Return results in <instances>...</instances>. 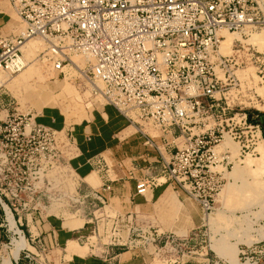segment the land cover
Listing matches in <instances>:
<instances>
[{
    "label": "built area",
    "instance_id": "built-area-1",
    "mask_svg": "<svg viewBox=\"0 0 264 264\" xmlns=\"http://www.w3.org/2000/svg\"><path fill=\"white\" fill-rule=\"evenodd\" d=\"M7 8L16 15L15 22ZM0 14L6 17L0 24L1 71L11 76L37 62L49 77L77 81L80 89L89 92L92 105H112L138 128L154 156V174L136 181L133 196L149 192L153 176L161 173L167 185L208 214L234 159L230 147L218 149L224 135L237 144L236 157L259 154L256 148L264 142L260 116L264 115L229 109L225 94L240 88L236 71L248 60L260 61V56L244 52L239 40H234L233 53L221 51L224 33L241 36L256 28L258 0H0ZM36 39L41 40V48L32 57L26 55L27 43ZM2 112L0 202L25 238L15 214L26 208L42 217L39 192L25 175V161L40 155L34 144L38 139L60 140L67 146L64 156L69 167L73 155L69 145L75 144L69 128L58 131L37 123L32 115L10 112L0 99ZM103 162L99 158L95 166L107 175L109 167ZM109 181L90 187L84 196L91 195L105 206L109 200L104 193L112 189ZM99 217L104 242L96 245L95 228L77 238L93 254L113 260L121 247L135 248L140 242L141 250L158 254L154 243L161 242L163 233L150 228L124 230L132 224V211ZM3 225L11 237L0 248H9L19 234L10 229L6 210ZM39 241L32 242L34 250L24 246L19 253L27 264H53L47 253L58 243ZM246 248L263 254L257 246ZM241 253L246 260L252 258L244 250Z\"/></svg>",
    "mask_w": 264,
    "mask_h": 264
},
{
    "label": "rangeland",
    "instance_id": "rangeland-1",
    "mask_svg": "<svg viewBox=\"0 0 264 264\" xmlns=\"http://www.w3.org/2000/svg\"><path fill=\"white\" fill-rule=\"evenodd\" d=\"M260 1L264 3V0ZM259 8V23H257L256 28L250 31L247 30L246 35H241V39L239 40L245 48L244 52L260 56V61L254 62V59L248 60L246 65H242L243 69L236 71L241 80L240 88H237L236 91H228L225 97L229 103V109L231 107L236 109L242 108L247 112H258L264 115V44L257 47L249 40L252 34H260L264 43V7H261L259 4ZM6 10L11 15L12 22H15L17 17L14 12L8 8ZM35 41L42 45L41 40L36 39ZM32 67L35 70H32L30 67H24L11 76L0 70V84L2 83L0 87V99L3 100L4 107H8L10 112L28 114V116L32 115L37 123H40L38 117H41L42 109L53 107L52 109L57 111L63 120H71L69 125L63 127L64 129L78 122L76 119H81L85 116L91 105L88 91L80 89L77 86V81L49 77L50 75L46 74L37 62H34ZM37 68L44 79H40L37 75ZM242 71L247 72V76L244 78L239 74ZM45 90L48 91L47 97L43 98ZM61 95L71 98L63 100ZM222 99L224 102L223 97ZM4 114L5 112H2L0 117L4 116ZM72 120L76 121L72 122ZM50 127L58 131L61 129V127L59 129L54 126ZM150 132L157 134L153 131ZM58 137L63 142H66L61 136ZM232 144L238 149L236 143L232 142ZM34 146L40 149V155L33 156L30 160L25 161V167L28 168L25 175H28V179L39 192L42 216L50 215L57 217L59 221L73 224L74 227L84 224L83 235L90 234V230L95 228V234H93L95 239L93 238V240H95L96 245L104 242V227L99 216L106 212L109 214L115 212L123 213L120 210L119 204L116 200L115 202L112 200L106 202L104 206L91 195L84 196L89 193L90 187L86 186L85 182L75 176L72 169H70L67 164V157L64 156L67 146H64L60 140L54 143L38 139ZM69 147L73 154L75 146L72 144ZM256 150L259 154L245 155L239 158L236 157V150L233 155L234 161L232 167L228 168L224 175L223 186L216 196L214 208L210 213L205 214L196 201L188 199L186 195L176 192L175 189L169 186L177 200H174L169 206L156 208L154 205L156 197L148 201L146 205L138 206L131 210L128 209V211L133 212V220L132 224H128L124 230L128 227L130 228V232L133 228L139 230L140 228H150L158 230L163 233L162 235H165L161 242L154 243L157 244L156 248H159L158 254L151 255V257H154L153 263L155 264H165L167 260H175L181 253L191 255L192 251L197 249L196 244L191 240L193 233L197 229H200L203 233L200 245L210 244L211 246L214 240L216 245L220 246L219 248H226L234 242L237 248L236 257L240 262L248 261L252 264H264V144L259 146L258 149L256 148ZM247 158L251 160V167H242L243 164L240 162ZM238 162L240 163L238 165V174L232 173L231 176L229 172L233 169L234 164ZM112 164L108 161L110 167H112ZM90 174L96 177L95 172ZM165 176L161 174L159 178H164ZM87 183L91 184L92 187H97L99 181L96 180L95 184L89 181ZM145 195L150 199L149 192ZM29 206L31 208V205ZM20 208L19 206L18 209ZM179 210L182 211L180 214L178 213ZM28 211L30 209H20V213H27ZM214 211L217 213L216 215H214ZM178 214L182 216L180 217ZM33 230L35 231V228ZM132 237L134 238V236ZM77 238L78 236L74 237L72 242H66L67 255L65 258L70 256L69 248L72 246L70 244L82 247L84 252H91L86 245L81 244L80 241L78 242ZM208 238L209 241L207 240ZM42 243L43 241L40 240L39 244ZM239 243L241 245L257 246V249H262L263 254L256 252L249 253L246 248L247 246L244 247L243 245V248L239 247L238 249ZM141 244L140 242V246ZM64 246L63 244L56 247L54 251L56 257L61 251L59 248H64ZM140 246L138 247L141 248ZM121 248L123 249H120V251L128 249L127 247ZM150 249H152L151 246ZM0 250L2 257H4L9 248L3 247ZM242 250L246 251L252 258L246 260V255L241 253ZM91 253H95V251Z\"/></svg>",
    "mask_w": 264,
    "mask_h": 264
},
{
    "label": "crops",
    "instance_id": "crops-1",
    "mask_svg": "<svg viewBox=\"0 0 264 264\" xmlns=\"http://www.w3.org/2000/svg\"><path fill=\"white\" fill-rule=\"evenodd\" d=\"M6 13L8 14V12ZM5 18L3 14H0V24L3 23ZM45 108L47 109H42L38 121L62 129L65 126V120L62 119L61 115L52 109L53 107ZM79 119H76L78 122L69 127L75 144V152L70 158L69 164L75 176L84 181L83 178L95 172L97 181H99L97 187L111 180L112 189L109 193H104V196L109 202L112 200L115 202L116 200L123 212L146 205L148 201L156 197L154 203L156 208L169 206L173 202L170 200L165 202L166 197L162 193L169 185L163 178H159L161 173L153 176V186L149 191L150 199L146 195L133 196L136 181L147 174L151 175L153 173L151 169L154 160L151 150L143 144L136 126L130 125L123 115L108 104H91L85 116ZM99 158H102L109 167L107 175L95 166V161ZM108 161L113 163L112 167L108 165ZM130 171L133 174L132 177H130ZM85 184L92 187L87 182ZM4 210L5 208L0 202V246L1 243H7L11 237L3 225ZM15 221L26 235L25 246L30 250H34L31 244L37 239L45 241L47 245H51L53 241L58 243V247L65 245L64 248H59L61 251L57 257L54 255L56 247H53L47 253L48 260L53 261V264H155L153 263L154 257H151L150 253L144 252L139 247L123 250L113 260H105L91 252L83 251L82 254H79L71 246L69 248L70 257L65 258L67 255L66 242L82 235V225L66 229L57 217L50 215L38 217L36 214L28 212L15 214ZM33 228H35V231ZM201 236H203V233L200 229L193 233L191 240L196 244L197 249L192 251L191 255L181 253L175 260L165 261V264H213L214 262L230 264L210 244L200 245ZM206 236L208 237L207 234ZM207 240L209 241V238ZM242 245L239 243L238 249L247 246ZM17 255L8 257L10 264H15V260L19 264H27V260L20 253ZM5 257L7 256L2 257L0 253V264H2V259Z\"/></svg>",
    "mask_w": 264,
    "mask_h": 264
},
{
    "label": "bare ground",
    "instance_id": "bare-ground-1",
    "mask_svg": "<svg viewBox=\"0 0 264 264\" xmlns=\"http://www.w3.org/2000/svg\"><path fill=\"white\" fill-rule=\"evenodd\" d=\"M259 4L261 7H264V3L260 0H258ZM264 9V8H263ZM224 39H222V42H221V51L224 53V54H230V53H233V49H232V46H233V43H234V40H239L241 39L240 35L238 33H224ZM249 40L254 44L256 45L257 47H260L261 44H264L263 43V38L260 34H252L249 38ZM240 41V40H239ZM248 41V42H250ZM39 48H41V44L36 42V41H31L29 43H27V50H26V55L29 54V56H33L35 54V50H38ZM259 50V49H258ZM261 50V48H260ZM30 57V58H31ZM33 63H29L27 64V66H25L26 68H32V70H35L33 67H32ZM28 70V69H26ZM37 71H38V76L40 77V79H44V77L40 74V71L38 70L37 68ZM240 76L242 78L246 77L247 76V72L246 71H242ZM257 78V77H256ZM2 84V83H1ZM47 92L48 91H44L43 93V98H46L47 97ZM69 92V91H68ZM49 94V93H48ZM63 100H66V99H69L71 97L69 96H64V95H61ZM77 97V96H76ZM77 99V98H76ZM38 100V99H37ZM40 100V99H39ZM45 100V99H44ZM41 101V100H40ZM84 110V109H83ZM75 121V120H74ZM72 120V122H74ZM71 122L70 119L68 120H65V125H69ZM234 143V142H233ZM264 144V142H263ZM223 146H228L230 147L231 151H232V154L234 155L237 148H235L232 144V142L230 141V138L229 136L226 134L224 135L223 137V140L221 142V145L218 147L221 148ZM261 146L258 145L257 146V149L258 147ZM234 161V160H233ZM240 163H242V167H251L252 163H251V160L250 159H245L243 161H241ZM239 162L238 163H235L234 166H233V169L231 170L230 175L232 176V173L234 174H238V171H239ZM85 182H91L93 184H95L97 178L93 175V174H89L87 175L85 178H83ZM157 179H155L156 181ZM150 193V192H149ZM259 193V192H258ZM257 193V194H258ZM166 198H165V202H167V200H170L171 202L174 201V200H177L174 192H172L171 188L168 187L163 193H162ZM6 214H7V218L9 220V223H10V229L13 230V232L15 234H19V237H14L12 238L11 240V244H10V247H9V250L6 251V256L5 258L2 259V264H10L9 262V258L8 257H12V256H18L17 254L19 253L20 249L23 248L25 246V239L24 237H22V235L20 234L19 232V229H17L14 225V222L12 220V217H11V214L9 212V210L6 208ZM217 211V210H216ZM180 211L179 210V214H180ZM215 212V211H214ZM178 214V215H179ZM217 213L215 212L214 215H216ZM180 216V215H179ZM177 216V217H179ZM182 216V215H181ZM180 216V217H181ZM176 217V218H177ZM208 219V218H207ZM179 220V219H178ZM183 220V219H182ZM207 222L209 223V221L207 220ZM70 223V222H69ZM212 223V222H211ZM62 226L66 229H72V228H75L73 224H68L66 222H62ZM80 226V225H78ZM212 239H213V236H212ZM217 240V238H216ZM73 240H68L67 243L69 242H72ZM220 243V242H219ZM234 243V242H233ZM229 244L226 248H219L215 241L213 240V242L211 243V247L223 258L226 259V261H228L230 264H252L248 261H245V262H240L237 257H236V253H237V248L235 246V243L234 244ZM74 247V251L78 252L79 254H82L83 253V248L82 247H77L76 244H70ZM79 246V245H78ZM70 257V256H69ZM17 258V257H16ZM157 264V263H156Z\"/></svg>",
    "mask_w": 264,
    "mask_h": 264
},
{
    "label": "water",
    "instance_id": "water-1",
    "mask_svg": "<svg viewBox=\"0 0 264 264\" xmlns=\"http://www.w3.org/2000/svg\"><path fill=\"white\" fill-rule=\"evenodd\" d=\"M261 123L264 125V117L260 116Z\"/></svg>",
    "mask_w": 264,
    "mask_h": 264
},
{
    "label": "trees",
    "instance_id": "trees-1",
    "mask_svg": "<svg viewBox=\"0 0 264 264\" xmlns=\"http://www.w3.org/2000/svg\"><path fill=\"white\" fill-rule=\"evenodd\" d=\"M263 128H264V125H263Z\"/></svg>",
    "mask_w": 264,
    "mask_h": 264
}]
</instances>
